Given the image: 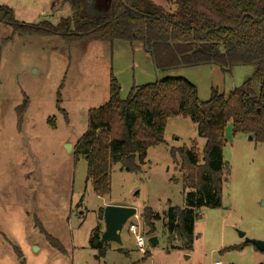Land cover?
<instances>
[{
  "label": "rangeland",
  "instance_id": "1",
  "mask_svg": "<svg viewBox=\"0 0 264 264\" xmlns=\"http://www.w3.org/2000/svg\"><path fill=\"white\" fill-rule=\"evenodd\" d=\"M151 1L169 11L176 8L174 0ZM0 3L13 7L18 21L31 24H55L72 14L65 0ZM8 32L0 28V264H263L264 252L250 240L264 241V143L243 133L233 135L230 122L224 129L227 173L221 206L199 209L190 250L181 248L178 239L168 242L164 219L169 207H183L189 191L181 183V161L175 155L174 162L170 149L195 142L200 151L204 145L190 118H167L164 142L147 150L141 171L113 164L110 192L104 196L87 181L85 159L72 154L86 130L88 110L108 100L110 74L121 86V98L132 86L182 77L196 86L199 100L206 101L212 89L228 94L240 86L252 67L238 65L225 72L216 64H201L158 70L141 43H69L49 35L13 37L14 44L4 46ZM254 85L258 87L257 80ZM25 96L28 105L18 129L16 108ZM108 204L132 206L136 214L123 228L122 243L110 242L105 254L97 257L89 240L92 231L104 225L99 210ZM146 206L159 215L152 233L142 221ZM36 221L61 243L64 253L48 243ZM130 223L143 235V251ZM145 252L150 256L144 258Z\"/></svg>",
  "mask_w": 264,
  "mask_h": 264
},
{
  "label": "trees",
  "instance_id": "2",
  "mask_svg": "<svg viewBox=\"0 0 264 264\" xmlns=\"http://www.w3.org/2000/svg\"><path fill=\"white\" fill-rule=\"evenodd\" d=\"M65 2L72 14L55 24L47 20L35 24L18 21L10 6L0 4V21L11 30L2 45L14 36L58 35L69 43L82 39L122 40L141 43L158 70L201 64H216L225 72L238 65L252 67V74L240 86L228 94L212 89L206 101H200L196 86L182 77L132 86L128 96L121 98V86L110 74L107 102L88 110L86 130L74 144L72 154L75 159H85L92 190L104 196L110 192L113 164L120 163L129 172L141 171L147 150L164 142L167 118H190L204 145L200 151L195 142L170 149L174 162L175 155L181 161V183L189 191L184 195L183 207H169L164 214L168 242L178 239L181 248L190 250L199 209L221 206L227 173L222 156L227 123H231L233 135L243 133L264 143V0H174V11L151 0ZM27 105L25 96L16 108L18 129ZM102 215L103 208L99 210V217ZM156 218L159 215L150 207L143 209L142 221L150 233L155 231ZM35 226L52 247L65 252L38 221ZM100 236L101 229L95 228L89 240L97 257L108 249ZM243 245L230 248L240 249ZM149 256L144 253V258Z\"/></svg>",
  "mask_w": 264,
  "mask_h": 264
},
{
  "label": "water",
  "instance_id": "3",
  "mask_svg": "<svg viewBox=\"0 0 264 264\" xmlns=\"http://www.w3.org/2000/svg\"><path fill=\"white\" fill-rule=\"evenodd\" d=\"M250 139L252 137L250 136ZM71 150V146H70ZM136 214V209L132 206H120L108 204L103 208L102 219L104 222V231L101 233V242H115L121 244V233L129 218ZM154 244L155 237L149 238ZM255 248L264 252V241L250 240ZM264 264V262H263Z\"/></svg>",
  "mask_w": 264,
  "mask_h": 264
},
{
  "label": "built area",
  "instance_id": "4",
  "mask_svg": "<svg viewBox=\"0 0 264 264\" xmlns=\"http://www.w3.org/2000/svg\"><path fill=\"white\" fill-rule=\"evenodd\" d=\"M128 226H129V230L132 232V234H134L137 247L139 248L140 251H143V246H144L143 235L139 233L138 228L136 227L135 224L130 223ZM213 264H221V263L219 261H214Z\"/></svg>",
  "mask_w": 264,
  "mask_h": 264
},
{
  "label": "crops",
  "instance_id": "5",
  "mask_svg": "<svg viewBox=\"0 0 264 264\" xmlns=\"http://www.w3.org/2000/svg\"><path fill=\"white\" fill-rule=\"evenodd\" d=\"M0 4H1V3H0ZM11 8L14 9L13 7H11ZM6 26H8V25L5 24L4 22H1V21H0V28H4L5 33H7V31L10 32L11 30L8 29V27H6ZM9 28H10V27H9ZM9 32H8V33H9ZM14 37H15V38L13 39V41H14L15 39H18V40H19L20 38H24V37H26V36H14ZM27 37H29L28 40H30L33 36H27ZM36 37H45V36H35V38H36ZM13 41L11 40L10 42H8L9 45H10V44H14ZM8 43H6L4 46H7ZM123 206H125V204H124ZM126 206H128V205H126ZM154 213H155V212H154ZM104 228H105V227H104V225H103V226L101 227V233L104 231ZM155 241H156V239H155ZM109 243H110V242H108V245H109ZM109 246H110V245H109ZM109 246H108V247H109Z\"/></svg>",
  "mask_w": 264,
  "mask_h": 264
}]
</instances>
